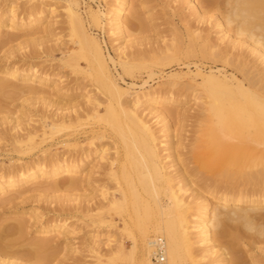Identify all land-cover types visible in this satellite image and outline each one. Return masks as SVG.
Masks as SVG:
<instances>
[{
	"label": "bare ground",
	"instance_id": "bare-ground-1",
	"mask_svg": "<svg viewBox=\"0 0 264 264\" xmlns=\"http://www.w3.org/2000/svg\"><path fill=\"white\" fill-rule=\"evenodd\" d=\"M82 1L83 6L79 0H53L46 7L39 6V1L27 11L24 9V18L18 17L12 6L0 12V28L6 29L7 35L36 27L29 35L35 45L60 39L55 38L60 36L56 28L63 16L74 44L71 48L63 46L65 43L60 44L62 48L57 44L62 53L58 61L69 67L74 77L60 71L46 73L30 65L21 69L14 63H5L0 71V90L7 85L4 78H16L18 90L27 95L25 101L41 103L47 110L54 106L48 113H40L39 119L27 114H22L25 118H0V156L15 153L6 159L14 162L0 167V206L42 200L41 196L45 198L60 189L61 195L72 191L76 193H71L75 200L79 197L93 202L85 207V201L84 205L80 202L85 212L80 206L83 212L76 210L81 218L88 217L87 223L101 225L107 221V225H113L111 218L105 220L106 214L120 216L122 229L127 234L130 231L131 246L125 249L120 241L112 247L110 244L109 249L114 250L110 256L121 262L153 264L151 245L160 240L164 264H207L202 261L205 257L215 264H241L234 253L242 242L250 238L264 240V0H137L136 4V0H96L98 6L104 2L103 9ZM151 2L163 9L176 4L171 6L172 13H165L178 15L185 28L187 43L181 46L183 51L180 45L185 41L180 31H173L174 43L160 33ZM185 7L187 12L183 11ZM89 24L103 30L106 26L113 54L104 48ZM149 25L160 40L147 51L151 56L145 60V51L136 46L149 39ZM10 36L7 42L15 37ZM182 54L208 59L211 65L206 72L187 65L183 73L171 72L153 87L146 79L140 84L126 81V77H134L136 69H146L151 78L154 65L185 64L179 62ZM78 75L88 83H82ZM197 75L201 77L199 82ZM88 85L93 88L87 89ZM186 89L200 90L194 94L198 101L191 115L194 124L188 145H184L185 133L180 128L187 113H174L168 107L182 103L186 96L181 95ZM71 95L82 96L84 102H61ZM82 121L93 125L77 132L79 128L73 125L82 128ZM71 126L75 132H68ZM57 133L60 139H55V144L73 149L51 152L49 146L42 147ZM81 136L88 146L78 152ZM105 139L111 142L103 143ZM111 145L114 155L108 151ZM36 147H42L41 153L30 156ZM105 167L104 173L116 179L113 186L119 185L117 193L111 192L115 189L109 193L106 185L97 183L100 168ZM88 187H99L96 198L81 193L93 192ZM77 190L81 192L77 194ZM60 194L58 197H63ZM60 207L53 209L51 217L32 207L24 213L20 210L25 218L15 217L13 224L6 221L3 226L0 222V238L8 237L0 245L9 244L7 240L11 238L20 241L21 237L26 243L29 240L25 234L37 224L38 239L26 245L35 241L34 252L40 248L35 253L40 255L38 260L46 259L42 255L50 244L42 240L44 236L57 230L65 244L75 238L77 229L71 216L64 217L66 210L63 213ZM64 207H70V212L74 209L71 205ZM99 244L88 249L102 260L107 255L100 252L102 248L97 249Z\"/></svg>",
	"mask_w": 264,
	"mask_h": 264
},
{
	"label": "rangeland",
	"instance_id": "rangeland-1",
	"mask_svg": "<svg viewBox=\"0 0 264 264\" xmlns=\"http://www.w3.org/2000/svg\"><path fill=\"white\" fill-rule=\"evenodd\" d=\"M39 1H41L40 4H38ZM79 1L81 2L80 6H83L84 5L83 1L82 0H79ZM85 1L90 3L93 6V8H95V9L98 6V4H97L98 2L96 0H85ZM49 2L52 3L53 0L52 1L51 0H0V12L2 10H4V12H5L6 10L9 9L10 6H12L15 8L16 13L18 14V17L20 16V18H22V17L24 18V17H26L25 11H27L28 8L30 9V7L33 4H38L39 6L43 5V7H46L45 4L49 3ZM41 3H43V4H41ZM136 3H138L137 0L135 1V4ZM103 4H104V2L102 1L98 7L103 9L104 8ZM155 4L156 3L151 2L150 7L153 8V6H154V8L152 10L153 11L155 10L154 14L156 13V15H158V17L156 19V24L158 25V28L160 29V30L159 29L158 30L160 31V33L162 35H164L166 41L173 40V43L175 42L174 41L175 34L173 31H176V30L180 31L183 35V38H184L183 40L185 41V43L183 45H180V51H183V49H181V46L184 47L187 43V36H186L185 28H184L182 22L180 21L178 15L170 14L174 10L171 6L175 7L176 4L172 3V5L170 7H166L168 9L164 8L165 10L163 9V7L161 8V6L159 4H156V5ZM24 9H25V11H24ZM167 10H168V12H170L169 14L165 13ZM183 11L187 12L188 10L185 7V9L183 8ZM142 12L144 13V10L140 11L141 16L143 14ZM168 15H169V17H168ZM143 16H144V14H143ZM61 17H62L61 21H60L61 23L57 24L58 29L56 28L57 31L55 30L56 32L59 31V33H60V36L58 35L55 38L60 37V39H58V41L53 40L52 41L53 43L48 42V45H50V46H48L47 44L45 45L46 42L39 44V45L37 43L35 45V43L33 44V42H31V40L33 41V39L30 40L29 38H31V37H29V35H30V33H33L34 31H36V27H34V26L14 30L11 34L15 37H14V39H12V41H8V42L5 39L8 38V36H10L11 34L7 35V30L4 28H0V40H1L0 41V50H1L0 51V71L3 69L5 63L6 64L7 63H14L15 65L20 66L21 69H24L30 65L33 67L34 66L38 67V68L40 67L39 69L42 70L43 72H45L47 70L46 73H50L53 71L54 72L58 71V73H59V71H60V73L67 74V76H69L70 78L74 77V74L70 73L71 69L69 67L68 68L65 67L61 63V61H58V59L62 55V53L59 51L60 48L57 47L58 42H59V45L62 43H65V44H63V46H68L69 48L74 46L73 41L70 39V37H68V30L65 28L66 24H65L64 20H62L63 16H61ZM143 21H148V20H143ZM171 23L174 24V26L176 27L175 29L172 27ZM64 25H65V27H64ZM91 27H92V25L89 24L90 30L97 34L99 39L102 41L104 48L106 50H108L109 53L113 54L112 48H111V43L109 40L110 36L108 35V32H106L107 31L106 26H104L105 30H103L101 27H95V26H93L92 28ZM147 27L150 29L149 31H148V29L146 31L147 32L146 36H148L149 39L146 38L145 40H142V41H144V43L141 42L142 44H139V45L137 44V46H136L137 48L139 47L140 49H143L145 51V54H146V56L144 57L145 60L149 59V56H151V54L148 53L147 51L150 48H152V45H156L155 44L156 41L160 40L159 35H156L154 33V30H152L153 26L149 25ZM30 31H32V32H30ZM66 37H68V38H66ZM32 38H33V35H32ZM2 41H6V42H2ZM71 44H73V45H71ZM37 46H39V47H37ZM46 46H48V47H46ZM60 46L62 48V45H60ZM45 48H47V49L51 48L50 49L51 52L49 49L47 50ZM46 50H47V52L49 51L50 53H46ZM60 53H61V55H60ZM179 62H184L186 65L183 63L178 65L176 62H172L169 64L161 63L158 65H154L152 68H154L153 70L155 71V73L153 74V76L151 78H148V72L146 69H143V68L139 69V70L136 69L134 77L131 79L129 77H126V81H128V82L133 81L136 84H140L142 82V80L146 79V80H148V83L151 84V86L153 87V86H156V85L162 83L164 80H166L168 78L167 77L168 74H170L171 72L178 71V72L183 73L184 71L187 70V67H186L187 65L192 70L196 69V66H198L204 72H206L209 69V65H211V61L208 59L200 60V58H198V57H185L184 54L179 55ZM217 64L219 65V63H217ZM81 65L82 66L84 65L83 61L81 62ZM227 70L228 71L231 70L229 66L227 67ZM78 76L80 77V80H82V83H84V81L86 83H88L87 80L84 79L85 77L83 78L82 75H78ZM0 78H2V77H0ZM4 80L7 82V85L4 86L5 92L3 89H1L3 91L0 90V92H1L0 93V107H1L0 108L1 109L0 110V118L2 116L5 117V115L6 116L8 115L9 117H16L17 115L18 116L21 115L23 118H25V116L27 114L28 117L32 116V119H33V117H37L39 119L40 116L43 115V113H48V111H51L54 109V106H51V107L49 106V110H47V106L42 105L41 103L38 104V102L30 103L28 101H25V97L27 95H25V93H23L22 90H18L20 85L18 84L19 80H17L16 78L14 79V78L7 77V78H4ZM199 81H201V77H200V75H197L196 76V82H199ZM90 88H93V87L88 85L87 89H90ZM199 93H200V90H195V91L193 90L192 91V89H188V90L186 89V91H183L182 95H181V96H184V95L186 96L182 103L173 104V105L168 106L171 109V111L174 113L184 110V112L187 113L186 116L188 115V117H186V119L181 121V125H180L181 131L183 130L182 132L185 133L184 139H183L184 145H188L191 142V140L189 142V139H188L189 135L191 134V132H190L191 128L194 124V120H193L194 118H192L191 115H193L195 113V109H196L195 103L198 101V100L194 99V94L196 95ZM55 98H53V99H55ZM63 98L64 99L61 98L62 99L61 102L63 104H67V105L73 104V103H81L82 104L84 102L83 97L78 96V95H76V96H72V95L71 96H65ZM42 108H43V112H42ZM102 112H103V110H101V113ZM40 113H42V114L40 115ZM22 114L25 116H23ZM34 119H36V118H34ZM175 120L177 121V118ZM84 121H86V120L84 119ZM87 121H88V123L90 122V120H87ZM81 124L82 125L85 124V125L81 126L82 128L78 127L80 125H78V126H76V124L73 125V126H75L76 130H77V128H79L77 132H81L82 129H83L82 130V132H83V131H85L86 128L88 129L93 125V123L91 125V124H87L86 122L84 123L83 121ZM5 125H7V124H5ZM177 125H178V123H177ZM73 126H71L70 131L63 129L64 131L62 130V132L63 133L67 132V131L68 132H73V131L75 132L76 130H74L75 128H73ZM62 132L60 131L58 133L60 135L62 134L61 136H63ZM58 133L56 134L55 137H53V139L47 140L46 142L42 143V147L47 148V146H49L50 147L49 151H51V152H62L63 150L68 149V148L73 149V146H69L67 148V147L62 146L61 144H58V145L55 144L57 138L60 139V135ZM186 136H187V138H186ZM2 140H4V139L2 138ZM80 141L81 142L79 143V145L76 148V150L78 149V152L83 150L84 148L86 149L88 146L87 140H85L82 136L80 137ZM108 142H111V140L105 139L103 141V143H108ZM1 143L5 144V140L2 141ZM5 147H6V149L8 148V146H5ZM42 147H36L35 149H33V151H31V153H30V156L40 154L41 152H40L39 148H42ZM112 147H113L112 145L109 146L108 151L110 152L111 155L112 154L114 155V153H113L114 149ZM10 154L14 155L15 153H10ZM10 154H7V155L5 154L4 156L2 155L3 159L0 156V167L1 166H4V167L8 166L12 162H14L11 160H8V161L6 160L7 158L9 159L11 157ZM75 154L78 155L77 152H75ZM9 155H10V157H9ZM27 157H29V156H25V158H27ZM12 160H15V159L13 158ZM1 162H4V164L2 165ZM105 169H106V167L103 170L100 168V173H98V175H97V177H98L97 183L99 185H104V186L106 185L109 193H111V192L117 193V189H118L119 185L117 186V184H116V187L113 186L115 184L116 179L114 180V177L112 179L110 174L104 173ZM105 171H107V169ZM116 183H118V182H116ZM98 188L99 187H95V188L92 187L91 189L93 190V192H89L90 190H87L88 192L87 191L81 192L80 190H77V194H78V192L79 193L81 192L84 194H88L89 195V196L87 195L88 197L94 195V197L96 198L97 196H95V195L99 193ZM111 189H115V191H112ZM61 190L62 189H60L58 192L53 191V192L48 193L49 194L48 196H50V197H48V196L45 197V195H44L45 198H43L41 196L40 198H42V200L37 199L35 201L34 200H32L30 202L27 201V202L18 204L15 207H14V205H11V207L9 205H6V207L3 205L0 206V222L2 225L5 224L6 221H9L10 224H13V221H14L13 218H15V217H16V219L23 218V217L25 218V216H23L24 214H22V213H24V211H26L28 208H32V207H34V208L36 207V208H38V210L44 211L48 217L49 216L51 217V216H53L52 213H54V211H55V210L53 211V209H57L60 206L64 207L65 205L68 208V206L71 205L74 207V209H72L71 212L69 211V210H71L70 207L68 208V210L64 209L66 207H64V208L60 207V209H62L63 213L66 210V212L64 213V217H65V215L67 217H68V215H69V217L71 216L70 220H71V222H73V224L75 225L74 227H76V229H77L76 233H75V238L72 239V241L70 243L65 244V241L62 239V236L59 235V231H57V230L52 231L50 234L44 236V239L42 238V240H45V241L47 240L48 243L50 244L49 245L47 243L49 246L46 245V246H48V248L46 249V251H48V252H46V254L44 253L42 255V257L44 255H46L47 258L44 260H38L40 258L39 257L40 255L39 256L35 255V253L37 254V252L40 250V248L37 249V247H35V249L38 250V251L36 250L37 252L36 251L34 252V249H33V247L36 245V244H34V242L36 241V238H37V237L35 238V234H36L35 232H36V229H39V225L36 224V227H35V225L31 226L30 227L31 231L29 230L27 232V234H25L26 236H28V238L26 237L27 240H29L31 242H32V240H35L32 243V244H34V246L32 244L26 245L27 242L29 243V241H27L26 243L23 241L25 243V244H23V242L21 241V240H23L22 237H21V239L18 238L21 241V244H20V241H13L14 239L17 240V238H13V239L11 238L10 240L6 239L7 241H10L9 244H6V242H5V245L3 243H1V245H0V248H1L0 249V264H40L41 261H43L42 264H128V262H121V261L117 260L116 258H113L112 256H110L111 252L114 251V250L110 251V249H109L110 244H112L111 245V247H112L113 245H116L117 242L121 241V243L124 245L125 249H128L131 246V238L128 237V234L130 236V231L127 230L129 232L127 234L125 232V230L122 229L123 225H122V220L120 219V216L117 214L115 215L113 212L106 214L108 216V218H106L105 220H108L111 218L113 225H107V221L105 222V224L100 223L101 225H97L98 223L97 224L91 223V222L87 223V220L89 221L88 217L85 216L84 218H81L83 216L79 215V213H82L83 212L82 210H84L82 208L83 207L82 205H84L86 203L84 205V207H85L86 205L90 204L92 201L91 202L89 201L90 203H88L87 201L83 200L84 198H82V200H83V202H82V200L79 199L78 195H75L76 197H78L77 200H75V198L72 197L73 195L71 196V193H73L72 191H70V192L67 191L66 192V194L68 193L67 195L64 194L65 191L64 192L62 191L63 195H61L60 194ZM110 190H111V192H110ZM59 194L63 197H58ZM73 194H76V193H73ZM68 195H70V196H68ZM64 196H68L67 197L68 199H66ZM84 201H85V203H84ZM80 202L82 203V205L80 204ZM75 203L77 204L76 205L77 208L75 206ZM78 206H80V208L82 210ZM54 207H57V208H54ZM73 207H71V208H73ZM78 208L81 210V212ZM20 210H23L21 215H20ZM73 210H75V211L77 210L79 213L77 211L75 212ZM84 212H85V210H84ZM75 213H77V214H75ZM74 214H75V216H74ZM17 216H19V217H17ZM20 216H22V217H20ZM4 217H5V219H4ZM85 218H87V220ZM2 221H4V223ZM9 223H7L6 225L8 226ZM88 224L90 226H88ZM92 224H96V225H92ZM132 230L133 229H131V231ZM1 235L3 236V234H0V237H1ZM90 235L91 236L93 235L94 237H91ZM14 236H16V235H14ZM14 236H11V237H14ZM5 238H8L7 235L5 236ZM5 238L4 239L0 238V242H4ZM109 239H111V240H109ZM2 240H4V241H2ZM24 240H25V236H24ZM246 240L247 241L242 242L243 245L238 247L239 250L236 253H234V255L239 257L241 264H264V240L261 239L260 241H254L251 238L246 239ZM106 241H108V242H106ZM90 242H93V243L91 244ZM99 242L101 243L102 246L99 244L100 248L98 247L97 249L101 250V248H102V250L100 252L103 253L105 256L107 255L102 260L96 259V257L93 256V253H91V251L88 249V248H91L93 245L95 246ZM107 243H109V244L106 245ZM2 244H3V246H2ZM196 247H199V245L196 244ZM107 249H109V253H108ZM41 252L42 251H40V254H41ZM49 253H50V255H48ZM36 256H38V257H36ZM151 259H152V257H151ZM209 259L210 258L205 257L204 259H202V261L207 262V264H215V263L210 262L211 260H209Z\"/></svg>",
	"mask_w": 264,
	"mask_h": 264
},
{
	"label": "built area",
	"instance_id": "built-area-1",
	"mask_svg": "<svg viewBox=\"0 0 264 264\" xmlns=\"http://www.w3.org/2000/svg\"><path fill=\"white\" fill-rule=\"evenodd\" d=\"M151 246L153 248L152 263L164 264L165 255H164V247L162 242L160 240H155Z\"/></svg>",
	"mask_w": 264,
	"mask_h": 264
}]
</instances>
